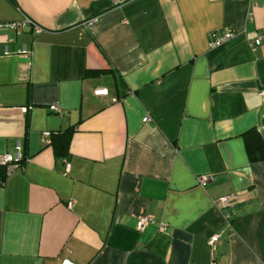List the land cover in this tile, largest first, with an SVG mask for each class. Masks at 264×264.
Here are the masks:
<instances>
[{
    "label": "crops",
    "instance_id": "crops-1",
    "mask_svg": "<svg viewBox=\"0 0 264 264\" xmlns=\"http://www.w3.org/2000/svg\"><path fill=\"white\" fill-rule=\"evenodd\" d=\"M262 91L264 0H0V264H209L216 232L215 264H264ZM70 126L65 170L43 132Z\"/></svg>",
    "mask_w": 264,
    "mask_h": 264
},
{
    "label": "built area",
    "instance_id": "built-area-1",
    "mask_svg": "<svg viewBox=\"0 0 264 264\" xmlns=\"http://www.w3.org/2000/svg\"><path fill=\"white\" fill-rule=\"evenodd\" d=\"M8 25L12 27L13 29H16L17 31H21L25 27L29 25H33L32 21L29 19H24L22 21H15V22H9ZM35 32H39L41 28L37 25H34ZM234 36V31L229 27H223L221 29H217L208 35V44L210 47H215L220 45L221 43L231 39ZM261 44V37H256L252 42H250V45L252 47H256ZM3 54L7 55L9 54L7 47H4ZM20 55H27L28 51L22 46V49L18 52ZM94 94L96 96H102L107 94L106 88H99L94 91ZM261 97L264 98V91L260 93ZM50 110L60 113L61 108H59L57 105H49L48 107ZM51 131H44L43 137L50 142V138L52 136ZM22 160V154L20 153V148L18 143H16L15 152L13 154L10 153H2L0 154V165L5 166L7 174L10 172L16 170L19 168L20 162ZM64 169L67 170L69 167L68 161L66 159L62 160ZM214 178L212 176L207 175H201L197 178V182L202 185H208L209 183L213 182ZM1 186V185H0ZM237 196L234 195H224L217 199L216 205L217 207L223 212V216L225 218V221L229 224L232 216L234 215V208L237 203ZM68 205L71 207L72 203L71 201L68 202ZM152 221V217L150 216H142L140 217L136 222V227L138 230H141L145 225H147L149 222ZM166 228V225L164 223L159 225V231H164ZM221 242V233L216 232L212 234L208 240L207 244L210 247L211 250V256H210V262L209 264H215V256L214 251L216 249L217 244ZM62 264H73L72 261L65 259L63 260Z\"/></svg>",
    "mask_w": 264,
    "mask_h": 264
},
{
    "label": "trees",
    "instance_id": "trees-1",
    "mask_svg": "<svg viewBox=\"0 0 264 264\" xmlns=\"http://www.w3.org/2000/svg\"><path fill=\"white\" fill-rule=\"evenodd\" d=\"M95 73V72H94ZM113 76L117 83H119L118 75L113 72ZM74 126H70L61 132L51 131L53 134L50 138L49 145L51 146L54 156L59 159H66L69 157V145ZM244 145L248 159L250 161L264 160V140L255 129H250L242 134ZM24 159L20 162L22 165ZM7 175L5 166L0 165V185Z\"/></svg>",
    "mask_w": 264,
    "mask_h": 264
}]
</instances>
